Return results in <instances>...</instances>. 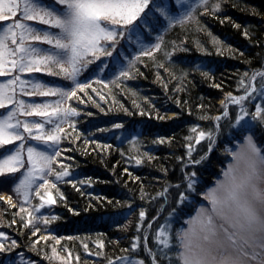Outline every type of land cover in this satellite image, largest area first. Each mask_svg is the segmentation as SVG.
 Returning a JSON list of instances; mask_svg holds the SVG:
<instances>
[{
	"label": "trees",
	"instance_id": "16d2710c",
	"mask_svg": "<svg viewBox=\"0 0 264 264\" xmlns=\"http://www.w3.org/2000/svg\"><path fill=\"white\" fill-rule=\"evenodd\" d=\"M41 1L45 6L55 3ZM214 2H206L199 10L192 2L182 10L172 8L158 24L151 23L145 39L159 34V48L149 55L140 54L127 71L118 72L117 64L98 59L75 81L65 75L36 72V82L75 92L64 102L65 110L74 111L59 132V155L55 153L53 161L59 173L65 169L68 174L63 181L56 178L58 182L52 186L54 212L47 210L49 214L39 216L32 208L35 202L30 201L24 205L30 212L28 218L19 208V195L10 190L8 176L0 178V191L9 193L14 202L11 206L0 199L3 261L10 254L15 264H24L18 261L20 257L31 264H61L56 254L69 250L77 256L74 264H115L137 258L151 264L145 233L148 225L165 211L169 201L173 209L183 205L190 211L191 203L181 200V194L196 198L202 185L217 175L214 157L207 153L215 126L219 127L215 138L222 146L225 136L235 135L233 128L225 132L221 126L226 116L213 120L216 114L228 111L218 101L229 94L251 92L243 101L251 102L259 80L263 81L255 78L250 88L252 76L264 72V0ZM176 12L183 17L193 12V17L180 20ZM17 13V19L23 21L22 10ZM166 19L173 25L164 31ZM31 42L48 52L52 48ZM93 74L97 77L89 79ZM4 80L0 77V82ZM77 80L89 83L81 90L75 85ZM253 88L257 91L252 92ZM18 94L26 97L25 92ZM56 96L47 95L39 102L56 106ZM6 111L0 109V114ZM169 112L174 118L162 120ZM20 116L21 121L30 122ZM200 132L205 134L203 138ZM11 148L0 149V155ZM12 212L15 223L6 225ZM172 223L175 229L178 222ZM47 231L51 235L36 237ZM138 238L143 246L136 243ZM172 244L168 252L158 250L160 254L154 258L158 264H182L176 254L177 238L173 237Z\"/></svg>",
	"mask_w": 264,
	"mask_h": 264
},
{
	"label": "snow or ice",
	"instance_id": "6c2138e0",
	"mask_svg": "<svg viewBox=\"0 0 264 264\" xmlns=\"http://www.w3.org/2000/svg\"><path fill=\"white\" fill-rule=\"evenodd\" d=\"M201 2L206 3V0H201ZM55 4L63 7L60 9L50 8L38 3V0H19V3L17 0H0V22L15 17L17 9H21L23 20H35L58 30L54 33L42 31L20 20L8 25L0 23V77H9L0 82V109H7L8 105H12L10 110L0 114V149L9 145L13 146L6 154L0 156V177H5L6 173L20 172L27 164V171L21 173L22 178L15 185L14 190L17 193L31 187L38 174L43 173L44 168L49 167V162L52 159L45 151L27 146V161H25L23 159L24 141L27 138L19 129L23 127L24 133L44 145L58 143L60 137L56 135V132L62 131L58 124L55 128L45 131L46 124H55V120L60 119L62 113L59 107L60 101H57V106L51 112H48L46 111L50 107L48 104H26L25 101L17 99L16 89L19 88L23 91L25 84L28 83L21 78L19 73L39 72L41 70L40 65L43 64L49 69L50 75L56 74L51 70L52 66H56L68 80L75 81L81 71L80 65L84 57L90 52L95 53L97 51L111 56L112 53L106 51L101 41H115L117 35L123 36V31L119 33L116 31L117 25L134 27L135 22L141 19V15L149 7L150 0H55ZM6 13H9L10 16ZM28 40L40 41L50 45L54 51H42L32 44L26 43ZM9 41L15 47L10 46ZM155 47L159 48V45L157 44ZM122 75H126V73H122ZM255 75L264 77V72ZM31 87L43 96L59 95L65 97L75 95V92L69 94L60 88L47 87L42 82H32ZM77 87L83 90L79 84ZM261 88L264 89V82L261 83ZM41 89L46 90L40 91ZM251 91L255 92L257 89L253 88ZM249 95L251 92L239 97H232L229 94V98L232 103L241 105ZM71 111L74 110L63 111L62 114L67 116ZM241 112L243 115L237 117L236 125H240L245 116L249 115L243 107H241ZM18 115L40 116L44 119L42 122H25L18 119ZM253 119H264V107L257 105ZM33 129L38 134L33 135ZM199 135L203 138L205 134L200 132ZM17 141L20 143L17 144ZM246 142L254 157L249 160L246 170L238 176L230 165L224 171V177L228 181L227 186H224L222 181L217 182V186L224 189L223 195L218 197L215 189L209 190L211 209L206 219L201 221V231L205 233L203 239L206 242H210L211 237L217 234V225L213 216L225 219L223 212L225 208L234 209L237 214L236 224L230 225V227L238 226L241 230H245V228L252 230L255 226V231L264 232V217L259 215L249 200V191H251L255 200L264 202V193L253 182L260 180L264 174V150L256 146L250 135L246 137ZM56 155L59 153L57 152ZM233 158L235 159V153H233ZM40 161L45 162L43 166L40 165ZM64 174L67 175V173ZM57 179H60L59 175ZM44 183H48L47 180ZM192 183L189 180V188H192ZM52 186L55 187V185ZM184 199L186 197L181 194V200ZM47 202H54L51 195H49ZM140 215L143 218L144 213L141 212ZM220 228L225 232L228 240L235 245L234 235L229 233L223 225H220ZM160 237L165 238L159 239ZM158 239L165 247L169 246L164 231L158 234ZM259 246L264 248V243H259ZM2 250L3 246L0 245V251ZM53 251L55 252V249ZM217 251L221 257V264H234V262H230L226 249L219 247ZM252 258L255 259L256 257L253 256ZM212 259H216V257L213 256ZM183 264H207V256L184 257Z\"/></svg>",
	"mask_w": 264,
	"mask_h": 264
},
{
	"label": "rangeland",
	"instance_id": "374dc122",
	"mask_svg": "<svg viewBox=\"0 0 264 264\" xmlns=\"http://www.w3.org/2000/svg\"><path fill=\"white\" fill-rule=\"evenodd\" d=\"M55 2V0H53ZM197 4L195 7H198V10L201 9L199 7L205 6L206 3H202L201 0H150L149 7L145 10V13L141 15V19L138 22H135L134 27H121L119 25L116 26V31L119 33L123 31L124 35L120 36L117 35L115 38V41H101V44L104 46L107 52H111L112 55L109 56L104 52L97 51L95 53H88L84 59L81 61V71L79 74H84L87 70V68L96 63L98 59H102L104 62L106 61H111L112 63L117 64V70L116 71H127L128 67H131L135 61L137 60L136 58L140 54L144 53H152L155 49V45H160V38L161 36L157 34L155 38L146 41L145 36H148L150 33L148 26L151 25V23H157L159 20L162 18L166 17L167 11L170 13L174 9H179L182 10L186 5H189V3ZM208 3H213L214 0H206ZM38 3L40 4H45L43 1L38 0ZM46 5V4H45ZM47 7L50 8H57L60 9V7L57 6L55 3H50L47 5ZM63 7V6H62ZM61 7V8H62ZM19 12V11H18ZM186 14V13H185ZM193 12L186 14L187 18L185 16L183 17L181 13L176 12V16H180V20H187L188 18L193 17ZM6 15H9V13H6ZM18 15V13H17ZM171 16V15H170ZM172 18V17H171ZM264 19V18H263ZM17 19L16 17H11L9 20L3 21L4 25L12 24L14 23ZM21 21V20H20ZM157 21V22H156ZM168 19H166V26L162 27L164 31H166L170 26L173 25V22L169 24ZM24 23H28L26 21H21ZM2 23V22H1ZM33 24V25H32ZM158 24V23H157ZM29 25H32L33 27L40 29L42 31H49V32H57V29L51 30L47 29L50 28L48 25H44L47 28H41L42 25L39 24L38 21L34 23H29ZM156 25V24H154ZM161 29V30H163ZM161 32V31H160ZM32 40L26 41V43H30ZM10 46L15 47V45H11V41H9ZM34 46V44H32ZM49 48V47H48ZM38 49L45 51L44 48L41 49L40 44ZM49 52L54 51V49L49 48ZM47 51V49H46ZM149 55V54H145ZM125 59L124 63L123 60ZM136 59V60H135ZM89 61H92V63H89ZM128 65V66H127ZM10 67V65H9ZM67 67V65H65ZM41 70L39 72H46L49 73V69L44 66L43 64L40 65ZM52 72L56 74L52 75H58V76H63L65 75L63 72L60 71V69L56 66H52ZM41 72V73H42ZM261 72V71H259ZM256 72V73H259ZM255 73V74H256ZM22 73H19V75ZM37 74L35 71L33 72H24V77L25 81L28 83L25 84L23 91H21L19 88L16 89V97L19 100L25 101L26 104H41L44 105L45 103L39 102L42 99H45L46 96H42L39 94L38 91L34 90L31 87V81L36 82V79L33 78V76ZM253 75L250 83V88H252L253 77L259 80V89L253 95V97L250 98L251 102H242L241 105L232 103L230 101L229 97L221 98L218 101V105L221 107H225L224 109L227 108V114L224 113L222 115L221 113L216 114L215 117H213V120L217 119V117L220 118L223 116H226V120L222 123L221 126L226 131H229V129L233 128L235 131V135L230 137V136H225L223 138V144L224 146L220 145L218 143V139H216V135L218 133V126H215V132L213 133V138L211 139L212 141L208 145V150L207 153L212 154L214 157V161L216 162V168H217V175L214 177V179L209 183V184H203L202 187L197 191L198 196L193 199H187V202L191 205L190 211L187 210V207L179 206V208L173 209V204L171 201L168 202L167 207L165 211L156 217L152 219L151 222H153L150 225H148V228L146 229V232L149 236V245L150 248L148 251L149 254V260L151 261V264H158L154 259L157 257L160 252L158 250H161L162 252H168L171 247L173 246L172 244V239L173 237L177 238V250L176 254L178 258L180 259L181 263L183 264V258L184 257H189V258H195V257H201V256H207V264H221V257L219 256V253L217 249L219 247H223L224 249L227 250L228 257L230 258V262H234V264H264V248H261L259 246V243H264V232H258L255 231V226L252 230H248L245 228V230H241L238 226L233 228L230 227V225L236 224V212L234 209H228L225 208L223 210L225 219H220L217 216H213V219L215 221V224L217 225V234L214 237H211L210 242L204 241L203 237L205 233L201 231V221L206 219V216L209 214L210 209H211V203H210V197L211 193L209 192L210 189H215L216 190V195L222 196L223 195V187H218L217 182L222 181L224 183V186H227L228 181L224 177V171L229 168L231 165L233 169L236 171V174L239 176L242 174L247 167V164L250 159L254 158L251 150L248 147V144L246 142V137L249 135L252 137L254 143L256 146L262 150H264V119H253V115L256 113V108L257 105H260L261 107H264V89L261 88V83L264 82V77L262 76H257ZM96 74H93L91 78L93 79L97 76ZM9 77L5 76V80H7ZM99 79V77H98ZM4 80V81H5ZM78 81V80H77ZM90 81V80H89ZM3 82V81H1ZM89 83L87 80H80L77 82L80 86L82 85H87ZM75 84V85H77ZM47 87H52V88H57L54 86H49ZM61 89V88H60ZM66 89V90H65ZM46 89H41L40 91H44ZM71 94L74 92L72 88H64L63 91ZM18 91L26 93V97H24L21 94H18ZM27 94H30L31 97H37L36 99H30V96H27ZM72 95L61 97V96H56L58 101H60L59 107L63 111H68V109L65 110V105L66 103L65 100L67 101L68 98H70ZM233 97H239V95L233 96ZM50 101H48L49 103ZM253 104V106H251ZM57 106V105H56ZM56 106H50L49 108L46 109V111L51 112L54 107ZM12 105H8V108L6 109L7 111L10 110ZM241 107H243L249 115L245 116L244 120L241 121L240 125H236V120L239 115H243L241 112ZM30 111L31 109H26ZM71 110H74L71 108ZM73 112V111H72ZM70 115V114H69ZM69 115L64 116L63 114L61 115L60 119L61 123L59 125V128L62 129V127L66 124V121L69 117ZM26 119L28 118L30 122L32 121H37V122H42L43 117L40 116H25ZM83 117V116H82ZM222 117V118H223ZM87 118V117H86ZM174 118V113L169 112L166 117H162V120H170ZM18 119L21 120V116L18 115ZM57 120H55V124H46L45 125V131L47 132L48 130H51L55 128L57 125ZM85 120V119H84ZM19 131L27 138L24 141L25 144V151L23 154V159L27 161V152L26 148L27 146H32L37 148L38 150L45 151L46 154L50 155L52 157L51 161L49 162V167L44 168L43 173L38 174L37 178L35 179V182L31 185V187L22 190L20 193H17L15 189V185L19 183V180L22 178L21 173L27 171L28 165L25 164V167L21 169L20 172L17 173H6L5 176H8V178L11 181V187L10 190L14 195H19L20 200L19 202V208L23 209L24 215L28 218L30 212L28 211L27 207H24L28 202L34 201V205L32 208L34 209V212L37 214L39 211L40 215L39 216H44V214H49L48 211L54 212V202L49 203L48 197L49 195H52V185H55V182L57 183L58 181L56 180L57 176H62L60 178L61 181L65 179L67 175L64 173H67V171L60 172L59 173V168L56 166L54 168V163L53 161L55 158V153L57 150L58 144H50V145H44L36 140L31 139V137L28 136V134L24 133L23 127L19 129ZM233 131V130H232ZM59 132H56V135L59 136ZM38 134L35 129H33V135ZM227 134V133H226ZM17 144L20 142L17 141ZM13 147V146H12ZM61 148V146L59 147ZM64 149V148H62ZM9 149H7L8 151ZM7 153V152H6ZM2 153L0 156L6 154ZM233 153H235V159L233 158ZM205 157V156H204ZM44 161H40V165H44ZM50 168V170H49ZM126 173H128V169H123ZM42 177V178H41ZM1 178V177H0ZM55 179V180H54ZM47 180L48 183H44V181ZM254 183L257 184V187L261 190L262 193H264V174H262V178L258 181L254 180ZM0 197H3L1 199L4 202H8L11 206L14 205L12 196L7 193L6 191H0ZM52 197V196H51ZM53 198V197H52ZM173 199V197H172ZM53 200V199H52ZM185 200V199H184ZM183 200V201H184ZM249 200L252 202L253 206L255 207L256 211L259 213L261 217H264V202L257 201L253 198V194L251 191H249ZM191 201V202H190ZM48 210V211H47ZM14 212L11 213V220L6 219V225L14 224L15 223V216ZM195 219H192L194 218ZM33 218L29 219L32 221ZM172 222H178L176 223V228H172ZM220 225H223L224 228L228 229L229 233H232L235 237L236 244L233 245L230 240H228L227 235L225 232L220 228ZM164 231L166 233V238L168 240V247H165L164 244L159 242V239H164L165 237H160L158 239V234ZM32 233L29 235L32 236ZM51 235V233L47 232H41L36 235V237H40L43 239L45 235ZM35 235V234H34ZM1 238V237H0ZM137 240V244L140 246L142 245V241ZM259 241V243H257ZM80 243V242H79ZM247 253V255H245ZM183 254V255H182ZM61 262V264H74L75 259L77 256H75L73 251L69 250H63L59 251V253L56 254ZM156 256V257H155ZM215 256L216 259H212V257ZM255 256L256 258L253 259L252 257ZM4 261L0 258V262H4V264H15L16 259H12L10 254H6L4 256ZM18 261L20 263L24 264H31L30 262L26 261L23 258H19ZM76 262V261H75ZM115 264H148L147 260H142L140 258L129 260V261H119L116 262Z\"/></svg>",
	"mask_w": 264,
	"mask_h": 264
},
{
	"label": "bare ground",
	"instance_id": "6f19581e",
	"mask_svg": "<svg viewBox=\"0 0 264 264\" xmlns=\"http://www.w3.org/2000/svg\"><path fill=\"white\" fill-rule=\"evenodd\" d=\"M242 96H244V94Z\"/></svg>",
	"mask_w": 264,
	"mask_h": 264
}]
</instances>
